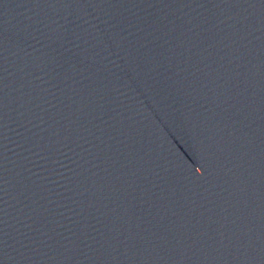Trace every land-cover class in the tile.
Wrapping results in <instances>:
<instances>
[{
    "label": "water",
    "instance_id": "95a60500",
    "mask_svg": "<svg viewBox=\"0 0 264 264\" xmlns=\"http://www.w3.org/2000/svg\"><path fill=\"white\" fill-rule=\"evenodd\" d=\"M0 264H264V0H0Z\"/></svg>",
    "mask_w": 264,
    "mask_h": 264
}]
</instances>
